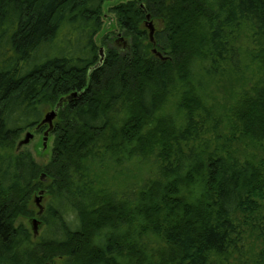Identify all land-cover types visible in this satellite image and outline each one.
Wrapping results in <instances>:
<instances>
[{
    "label": "trees",
    "instance_id": "16d2710c",
    "mask_svg": "<svg viewBox=\"0 0 264 264\" xmlns=\"http://www.w3.org/2000/svg\"><path fill=\"white\" fill-rule=\"evenodd\" d=\"M104 1L0 0V151L34 130L42 105L58 107L45 165L0 154V264H223L251 238L260 247L238 262L264 264V145L247 158L232 148L264 139V0H129L110 9L129 42L100 54ZM243 30L260 42L263 81L226 108L223 135L202 82L242 78ZM169 96L180 128L155 120ZM125 160L150 162L152 176L131 196L95 189L97 169ZM40 191L43 226L26 249L15 221L36 214ZM148 235L162 243L152 258Z\"/></svg>",
    "mask_w": 264,
    "mask_h": 264
},
{
    "label": "rangeland",
    "instance_id": "374dc122",
    "mask_svg": "<svg viewBox=\"0 0 264 264\" xmlns=\"http://www.w3.org/2000/svg\"><path fill=\"white\" fill-rule=\"evenodd\" d=\"M129 0H106L102 4V14H103V24L100 32L95 38L97 45L99 46V50L102 49L101 53L109 48L111 45H117L119 49L123 48L128 42L129 38L123 36V31L119 29L116 25L115 16L110 11L112 7H115L119 4H124ZM154 31L156 27H159L158 23L151 22ZM109 35L111 41L106 45H101V38ZM118 38L122 39L121 41L114 42ZM260 42L256 39L250 37L249 33L245 30L241 31L238 40L237 46L241 49L240 59H241V69L239 74L240 76H224V77H216L213 76L211 78H205V86L204 90H202L201 94L204 97L203 101L205 107H211L216 116H220L222 120V124L218 131L225 135L227 133L226 130V122L227 119L222 117L225 113L226 108L228 109L237 99L242 92V90H249L251 87H255L260 82L263 81V69L260 68V62L254 59V55L258 54V49L260 48ZM54 108L42 105V119L44 115L48 112L52 111ZM162 120L163 123H167L169 125L174 126V128H180L179 126L183 123V118L181 112L177 109L175 98L169 96L167 100L161 105L160 110L155 114V120ZM55 120V119H54ZM53 120V124H54ZM42 121V120H41ZM40 125V123L38 124ZM38 125L33 129L27 130L19 135V137L15 140V145L10 149H4L0 151V154L6 155L11 153L12 155L17 152L24 151L30 153L33 160L39 165H45L50 160V149L53 140V134L51 132L48 135V139L46 141L45 148L42 144V132L47 129V125L43 124L38 127ZM38 127V128H37ZM40 130L39 133H35L34 131ZM27 132L33 134L32 139L27 144H20V142L24 139V136ZM264 139L260 142L249 141L248 139H238L232 145L233 149H237L238 151H242L244 157H257L262 154L260 148L261 145H264ZM249 157V158H250ZM106 166H102L97 169L96 175H98L99 180H95L94 187L95 189L100 187H105L111 191H115L120 195L131 196L134 191L145 181L149 176H152L150 173L153 170V166L150 162L142 163L141 161L131 160L124 161L121 167L111 166L107 162ZM106 168V169H105ZM92 177V176H90ZM103 184V185H102ZM38 192L33 196L32 203L34 205V198L37 197ZM43 195V194H42ZM49 201V196L41 197L40 205L44 209ZM34 214L32 217L24 218L20 217L16 219L15 225H21L31 233L29 243L25 245V248H30L37 241L38 235L42 229V221L39 219L37 215V207L34 205ZM37 220L38 224L35 226V230L32 226V221ZM142 245L146 247V255L150 258L156 255V252L159 248H162L161 241L155 237L148 235L145 238L141 239ZM258 247H260L259 242L254 241L253 238L248 239V243L246 244L244 256H230L227 261H224L223 264H239L238 259L240 261H244L247 258H251L253 256V252H255ZM61 263V262H60ZM55 263V264H60Z\"/></svg>",
    "mask_w": 264,
    "mask_h": 264
},
{
    "label": "water",
    "instance_id": "95a60500",
    "mask_svg": "<svg viewBox=\"0 0 264 264\" xmlns=\"http://www.w3.org/2000/svg\"><path fill=\"white\" fill-rule=\"evenodd\" d=\"M142 7V6H141ZM145 27L147 28L148 30V38H149V41L151 42L152 45L155 44L154 42V28L150 22V16L148 14H146L145 16ZM101 51L102 49L99 50V53L101 54ZM154 53H157V55L160 57V54L158 52H156V50L154 49L153 50ZM101 60V59H100ZM57 110H58V107H55L52 111L48 112L46 115H44L42 121L40 122V125H43V124H46L47 125V129L44 131L43 133V137H42V144H43V147L45 148V145H46V141L48 139V135L49 133L52 131L53 129V120L55 119L56 117V114H57ZM38 125V127L40 126ZM37 127V128H38ZM33 137V134L30 133V132H27L24 136V139L20 142V144H27L30 139H32ZM42 194L43 192L40 191L37 195V197L34 198V205L37 207L38 209V214H41L42 211H43V208L42 206L40 205V201H41V197H42ZM38 224V221L37 220H33L32 221V226H33V229L35 230V226Z\"/></svg>",
    "mask_w": 264,
    "mask_h": 264
},
{
    "label": "flooded vegetation",
    "instance_id": "af4514ba",
    "mask_svg": "<svg viewBox=\"0 0 264 264\" xmlns=\"http://www.w3.org/2000/svg\"><path fill=\"white\" fill-rule=\"evenodd\" d=\"M118 39H120V38H118ZM118 39H117V42H118ZM42 135H43V132H42ZM37 213H38V211H37ZM42 213H43V211H42ZM41 214H38L39 219H41Z\"/></svg>",
    "mask_w": 264,
    "mask_h": 264
}]
</instances>
